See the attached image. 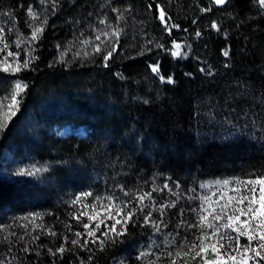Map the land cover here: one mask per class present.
I'll return each mask as SVG.
<instances>
[{
	"label": "trees",
	"instance_id": "obj_1",
	"mask_svg": "<svg viewBox=\"0 0 264 264\" xmlns=\"http://www.w3.org/2000/svg\"><path fill=\"white\" fill-rule=\"evenodd\" d=\"M29 6L38 19L28 16ZM160 9L168 24L179 25L171 34L158 18ZM109 25L123 31L105 67L112 43L101 44L100 53L93 45L100 43L97 30L111 32ZM0 27L21 64L19 72L0 70V122L8 125L0 133L4 264H148L157 257V264H168L169 241L199 235L186 224L179 227L180 221L196 223L199 198L223 190L215 181L264 173V9L257 0L223 6L213 0H58L54 10L50 0H0ZM33 27L43 28L38 40L31 39ZM174 41L181 56L171 54ZM31 57L36 59L22 67ZM156 64L175 83H162L151 70ZM18 80L28 87L9 120ZM67 125H85L88 135H60ZM34 168L41 171L17 175ZM165 184L172 191L153 193L157 208L137 212L123 243L103 251L71 244L88 239L75 236L84 229L73 214L92 201L73 205L81 193L129 200L120 186L136 193ZM174 201L161 216L158 206ZM148 211L163 220L159 231L144 224ZM61 245L63 254H50ZM140 252L149 255L138 259Z\"/></svg>",
	"mask_w": 264,
	"mask_h": 264
},
{
	"label": "snow or ice",
	"instance_id": "obj_2",
	"mask_svg": "<svg viewBox=\"0 0 264 264\" xmlns=\"http://www.w3.org/2000/svg\"><path fill=\"white\" fill-rule=\"evenodd\" d=\"M40 2L41 4H45L49 0H40ZM50 2L54 10L58 4V0H50ZM229 2L230 0H213V3L218 6H223ZM257 3L260 8L264 9V0H257ZM149 7L151 8L152 6L149 5ZM113 11L116 12L118 10L113 8ZM204 11H210V9H204ZM27 13L32 20L38 19V14L31 6L27 9ZM166 15L163 9L159 10L158 18L164 24L169 34H171L172 29L178 28L179 25L168 24ZM123 18V15H120L117 17V20H122ZM44 22L46 23V20ZM100 23L106 24L107 21L106 19H102ZM109 27H112L111 32L97 30L94 40L100 43L93 45L94 51L100 53L103 51L101 44L112 43L111 49L103 57L105 67H108V61L117 50L120 35L123 31L119 27L111 25ZM211 27L219 30L218 25L215 23ZM4 32V28L0 27V44L3 45V47H0V53L6 52L3 59H0V70L4 72L11 70L13 73L19 72L21 64L15 59L19 57V53L8 51L9 44L5 42ZM42 32V27H33L31 39L38 40ZM199 35L200 33L198 32L197 36ZM82 43L89 44L92 41L84 39ZM16 46L19 47V43ZM173 48L175 50L171 54L174 57L182 55L179 51L180 45L175 43V41L173 42ZM224 55L228 56V51H225ZM9 57L14 58L11 63L8 62ZM35 59L36 57H31L29 60H24L22 67L27 68L31 61ZM13 64L15 67H13ZM151 70L160 76L162 83H175L171 76L165 78L160 75L158 64L152 65ZM27 87V84L19 80L15 83L14 89L10 94L11 103L8 105L9 120L19 110L22 93ZM3 99H8V97H4ZM7 126L6 122H0V133ZM40 171L41 169L38 168H34L33 170L21 169L17 172V175L34 176ZM214 184L222 186L223 190L219 194L212 193V195L199 198L201 201L199 206L200 211L197 213L198 219L196 223H187L184 220L180 221L179 227H183L186 224L189 229H197L199 235H195L192 240H189L185 236L179 244L176 243L175 238L169 241V247L173 248V250L165 254L168 257V264H178V262H182V264H192V262H195V264H264V173H254L246 179L237 177L231 180H218ZM176 187L179 188L180 185L177 184ZM200 187L205 188L210 187V185L201 184ZM164 189H168L169 192L172 191L168 184H165L163 188H153L149 192L136 193L125 190L123 186H120V191L123 192L125 197H132L129 200H119L115 195H94L90 191L81 193L72 201L73 205L80 204L89 197H92V201L91 203L83 204L78 214H73V219H76L78 223H82L84 229V232H76L75 236L78 238L87 237L88 239H84L83 243H81L80 239H73L71 244L86 248L91 243L98 245L100 250L103 251L109 245L123 243V238L130 235L128 226L136 223L137 212L143 214L145 208L156 209L157 206L153 193L157 191L162 192ZM133 200H135L134 204ZM146 200L149 201L148 204L145 203ZM175 203V201L167 204L161 203L158 206L161 216L164 215L166 209L175 207ZM180 215L183 216V210L180 211ZM30 216L38 217L39 214H30ZM83 217H87V222H82ZM241 217H244V219H241ZM22 219L27 220L29 217H23ZM108 221H111V223L109 224ZM143 222L145 225H151L157 231H159L160 225L163 224V220H160L158 223L152 219L151 211L143 215ZM22 227L25 226L22 225ZM68 227L70 229V226ZM48 233L53 236L57 235L51 229H48ZM97 233H99V236ZM12 235H15V233ZM177 236H179V232H177ZM242 238L244 240L243 243L241 242ZM19 239L23 240V237L21 236ZM33 239H39V236L33 237ZM65 240H67L66 237ZM23 250L28 251L29 249L24 248ZM65 251L66 249L63 245L57 248L55 252L49 249L50 254L53 256L57 253L63 254ZM147 255L149 253L140 252L137 258L143 259ZM159 259L160 257H157L156 260H151L148 264H157ZM0 264H4V262L0 261ZM81 264H84V262L81 261Z\"/></svg>",
	"mask_w": 264,
	"mask_h": 264
},
{
	"label": "rangeland",
	"instance_id": "obj_3",
	"mask_svg": "<svg viewBox=\"0 0 264 264\" xmlns=\"http://www.w3.org/2000/svg\"><path fill=\"white\" fill-rule=\"evenodd\" d=\"M77 130H78V128L73 129L71 126H67L64 129H62L61 131H59V133L62 136H67V135H69V134H71Z\"/></svg>",
	"mask_w": 264,
	"mask_h": 264
}]
</instances>
